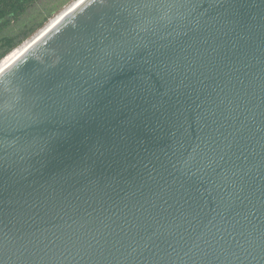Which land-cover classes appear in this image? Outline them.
Wrapping results in <instances>:
<instances>
[{"label": "water", "instance_id": "95a60500", "mask_svg": "<svg viewBox=\"0 0 264 264\" xmlns=\"http://www.w3.org/2000/svg\"><path fill=\"white\" fill-rule=\"evenodd\" d=\"M0 264H264V0H87L4 68Z\"/></svg>", "mask_w": 264, "mask_h": 264}, {"label": "trees", "instance_id": "16d2710c", "mask_svg": "<svg viewBox=\"0 0 264 264\" xmlns=\"http://www.w3.org/2000/svg\"><path fill=\"white\" fill-rule=\"evenodd\" d=\"M41 0H0V62L40 32L60 8L45 7L38 15L24 20Z\"/></svg>", "mask_w": 264, "mask_h": 264}, {"label": "bare ground", "instance_id": "6f19581e", "mask_svg": "<svg viewBox=\"0 0 264 264\" xmlns=\"http://www.w3.org/2000/svg\"><path fill=\"white\" fill-rule=\"evenodd\" d=\"M87 0H76L69 7H67L64 11H62L59 15H57L52 21L42 29L37 35H35L32 39L25 42L22 46L14 50L10 53L5 59L0 62V72L6 68L11 62H13L17 57H19L23 52H25L29 47H31L34 40L38 39L42 35L46 34L50 31L54 26H56L64 17L74 11V9L78 8L80 5L85 3Z\"/></svg>", "mask_w": 264, "mask_h": 264}, {"label": "rangeland", "instance_id": "374dc122", "mask_svg": "<svg viewBox=\"0 0 264 264\" xmlns=\"http://www.w3.org/2000/svg\"><path fill=\"white\" fill-rule=\"evenodd\" d=\"M74 1H76V0H41L30 9L29 13L24 17V20H26L29 17L38 15L39 13H41L44 10V8L46 6L49 7V10L52 8H60L61 7V11L56 13L54 15V17L52 18V19H54L57 15H59L62 11H64L67 7H69ZM52 19H50L48 21V23L45 25V27L52 21ZM38 33H39V31L35 35H37Z\"/></svg>", "mask_w": 264, "mask_h": 264}]
</instances>
